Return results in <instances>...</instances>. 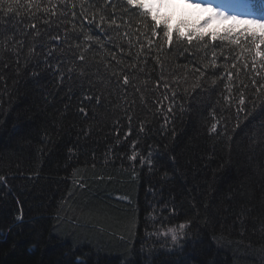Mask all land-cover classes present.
<instances>
[{
	"label": "trees",
	"instance_id": "trees-1",
	"mask_svg": "<svg viewBox=\"0 0 264 264\" xmlns=\"http://www.w3.org/2000/svg\"><path fill=\"white\" fill-rule=\"evenodd\" d=\"M113 2L118 29L73 34L91 45L85 76L68 71L82 49L51 40L65 27L33 20L34 8L0 29L25 41L0 55V264H264V60L250 38L177 43V25L204 13L167 5L153 35L150 17Z\"/></svg>",
	"mask_w": 264,
	"mask_h": 264
},
{
	"label": "snow or ice",
	"instance_id": "snow-or-ice-1",
	"mask_svg": "<svg viewBox=\"0 0 264 264\" xmlns=\"http://www.w3.org/2000/svg\"><path fill=\"white\" fill-rule=\"evenodd\" d=\"M206 7L204 10L212 13L213 15L208 17L203 24L199 26L190 27L188 31H182L181 25H177L175 29L176 34V42L179 43L181 41H186L188 44H192L193 40L197 41V44H201L204 48L208 47V41H216L227 40L230 43H235L240 45L241 38L247 41L249 38L251 39V50H254V56L261 58L264 60V50L261 49V45H264V0H252V3L249 4V7L254 11L259 12V16L256 15H245L241 16V14H227L225 11L220 10L218 7H213L211 0H205ZM259 2L260 8H256V3ZM128 6H131L133 9H137L143 12L145 17H150L151 21L154 23L153 27V35H158L155 32V26H158V16L153 15L155 5L149 0H126ZM77 4H79V10L77 9ZM87 4V7L85 5ZM196 7H202L203 5L198 3L195 5ZM35 9L34 12H31V17L33 20H37L42 22V25L51 28L53 25H56L59 28L61 25L65 27V31L61 34L57 32L55 35H51L49 33L51 40L62 41L64 44L68 46L69 51H73L74 49L80 50L78 53L74 52V56L78 55L79 61H82L83 64L79 66L77 69V65L74 62L72 63V67L68 69L69 72L73 70H78L81 76L87 75L86 68L88 67L87 58L85 53L88 51L91 46L88 43H78L73 45L72 39L73 34L80 32L84 36V40L86 42H90L93 40V36L88 35L84 29L91 24H96L97 27H101V25L107 24L108 27L112 25H116V29L120 27L117 24L116 17V9L117 4L113 2V0H104L103 4L100 5V8L97 9L96 12L90 11V9H96V4L88 3V0H0V29L3 28L4 25L8 23L6 18H13L14 16H18L21 14V9ZM110 9V11H109ZM43 13V16H38L37 13ZM97 12L99 13V19H97ZM127 15V12H125ZM122 20V17H120ZM213 19H220L225 21H232V26L226 28L224 30V34L213 31L210 33H204L200 31V28L206 27ZM59 21V24L57 23ZM87 22V23H85ZM184 26H187L185 22H181ZM70 25V27H68ZM239 25H246V27L242 28L239 32H236V27ZM31 27L34 29V33L31 34V46L28 49V55L32 56L36 52V45L39 43L38 38L41 36V29L37 28L36 23H31L30 25H26V27ZM116 29H113L115 31ZM47 30V29H45ZM101 31H104V28L101 27ZM20 35L27 36L29 33L21 31ZM127 35V33H125ZM164 43L171 46L173 44V31L169 27L167 20L164 21ZM208 37V40L205 37ZM78 39V37H75ZM96 43H99V39L96 38ZM152 41H149V46H151ZM25 45L24 39H15L12 40L11 37H8L5 34L4 39H0V55H2L5 49H9L19 55V49H22ZM19 46V48H17ZM103 45H101L102 47ZM59 51L64 53L65 48L60 47ZM54 49L51 45H49L47 55L52 56ZM215 53L213 52V57ZM115 59V57H113ZM159 59V58H157ZM120 63V61H117ZM214 63V60H213ZM59 71L63 73V69L59 68ZM197 72L200 71L199 68L196 69ZM115 75V73H113ZM123 84H129L128 75H123ZM61 79H63V75H61ZM231 79V76H229ZM91 99V97H89ZM97 102L100 101V97H96ZM243 103V100H241ZM83 111V110H81ZM216 125L212 126V131H215ZM132 160L136 159V154L134 153L131 157ZM0 180H3V177H0ZM185 225H180V228L183 229ZM176 235L173 234L172 239L176 240Z\"/></svg>",
	"mask_w": 264,
	"mask_h": 264
},
{
	"label": "rangeland",
	"instance_id": "rangeland-1",
	"mask_svg": "<svg viewBox=\"0 0 264 264\" xmlns=\"http://www.w3.org/2000/svg\"><path fill=\"white\" fill-rule=\"evenodd\" d=\"M149 2H151V3H153L155 5V10L158 9L160 7V5H161V0H149ZM198 3L202 4L203 5L202 7H206L205 0H196V1H194V0H181L180 7L183 8V9L181 8V10H187V8L190 5H194L195 6ZM212 6L213 7H217V6H214V5H212ZM218 8H220V7H218ZM220 10L225 11L222 8H220ZM225 12L227 14H229V15L235 14V13H232L231 11H229V12L225 11ZM170 234L173 236V234H175V232L172 231Z\"/></svg>",
	"mask_w": 264,
	"mask_h": 264
}]
</instances>
